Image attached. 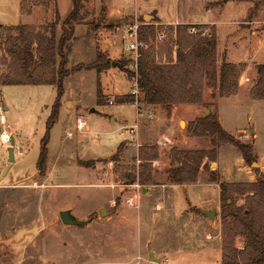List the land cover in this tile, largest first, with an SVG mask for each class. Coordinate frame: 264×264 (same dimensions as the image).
Instances as JSON below:
<instances>
[{
    "label": "rangeland",
    "instance_id": "rangeland-1",
    "mask_svg": "<svg viewBox=\"0 0 264 264\" xmlns=\"http://www.w3.org/2000/svg\"><path fill=\"white\" fill-rule=\"evenodd\" d=\"M56 1L23 0V14L32 16L23 23L54 22L57 6L66 18L73 0ZM83 5L69 69L89 65L98 51L113 62L130 61L133 69L124 34L129 24L151 15L163 30L188 23L215 26L220 60L231 49L228 58L246 65L240 87L230 97L207 87L206 105L181 104L167 111L139 101L141 91L135 102L120 103L133 94L136 80L119 67L102 75L94 69L76 71L65 79L60 116L41 170L57 87L0 85V126L4 114L16 140L15 162L0 180V264H223L222 201L213 180L246 183L264 177V101L251 97L256 65L264 63V0H83ZM4 15L0 13V22L12 20ZM0 69L1 74L5 68ZM210 113L236 141L251 147L250 161L235 143L216 139L214 145L211 137L192 133L196 120ZM78 118L90 130H80ZM134 126L133 137L121 134ZM11 145L0 142V174ZM142 146L155 148L158 158L142 161ZM199 150L208 155L199 170L191 158H178ZM179 168L192 171L185 176L193 181L175 182ZM197 182L190 190L185 187ZM244 203L237 196V204ZM102 208L109 213L102 215ZM67 209L88 224H64L60 214ZM213 209L217 212L211 219L204 210ZM235 244L243 248L244 238ZM151 251L160 261L151 259Z\"/></svg>",
    "mask_w": 264,
    "mask_h": 264
},
{
    "label": "trees",
    "instance_id": "trees-1",
    "mask_svg": "<svg viewBox=\"0 0 264 264\" xmlns=\"http://www.w3.org/2000/svg\"><path fill=\"white\" fill-rule=\"evenodd\" d=\"M83 8V0H73L71 13L62 19L57 6L56 20L50 24L0 25V65L5 68L0 74V85L50 84L58 90L42 143L38 163L41 170L45 169L48 159L51 129L60 116L65 79L76 71L94 69L102 75L117 63L114 67L126 72L130 80H137L143 94L139 101L150 106H162L167 111L181 104L206 105L204 91L207 87L218 89L220 97H230L238 92L246 65L228 62L225 57L221 61L217 30L215 26L203 24L169 25L163 30L155 23L157 18L150 23L141 19L144 24L140 29V38L147 46L140 50L137 69L130 67V61L113 62L101 51L89 65L69 69V52L76 38V23ZM59 27L61 35L58 33ZM192 27H196L198 32L192 33ZM159 33L168 38L161 41L162 44L157 43ZM256 67L258 79L251 90V97L264 101V63ZM212 96L215 98L217 95L213 93ZM135 101L134 94L119 99L120 103ZM191 130L194 135L211 137L214 145L219 139L221 142L235 143L247 161L253 158L251 147L236 141L214 113L198 118ZM158 156L153 147L145 150L142 146L140 149L142 161L155 160ZM206 157L208 155L200 150L182 152L178 156L179 159L191 158L196 161L197 170ZM187 173L191 174L192 171L176 169L173 179L177 183L192 182L190 177L188 180L185 176ZM141 181L148 184L143 177ZM148 181L151 182V179ZM213 181L220 186L222 201L223 264H264V177L246 183ZM237 196L244 197L245 203L238 205ZM239 236L244 238L241 249L235 244Z\"/></svg>",
    "mask_w": 264,
    "mask_h": 264
},
{
    "label": "built area",
    "instance_id": "built-area-1",
    "mask_svg": "<svg viewBox=\"0 0 264 264\" xmlns=\"http://www.w3.org/2000/svg\"><path fill=\"white\" fill-rule=\"evenodd\" d=\"M143 22L136 21L134 23L129 24V26L126 29V32L124 34V40L127 49L131 52V60H132V66L133 69H137V63L140 57V50L143 47H146L147 44L141 40L140 38V29L143 26ZM192 33H197L198 29L196 27H192L190 30ZM164 40V35L159 33L157 36V41L161 42ZM135 89L133 90V94L138 96L140 93L139 84L136 80L135 83ZM111 104H114V100L110 101ZM82 122L79 121V129L83 128ZM11 125L8 123L7 118L4 114H1V128H0V142L2 144H11L13 141V136L10 133ZM138 129V126L125 128L124 131L121 132V134H128L131 137L136 135V130ZM20 155H22V152H19Z\"/></svg>",
    "mask_w": 264,
    "mask_h": 264
},
{
    "label": "crops",
    "instance_id": "crops-1",
    "mask_svg": "<svg viewBox=\"0 0 264 264\" xmlns=\"http://www.w3.org/2000/svg\"><path fill=\"white\" fill-rule=\"evenodd\" d=\"M58 2V0H57ZM22 4H23V0H6V4H3L1 5V0H0V13L3 12L5 15V17H9L10 19L12 20H7L6 22H0V25H7V24H18V23H23L25 19H30L32 16L29 15V14H23V8H22ZM13 21H17V23L13 22ZM188 24H195V23H188ZM220 45V43H219ZM231 49H229L230 51ZM229 51H228V56H226V60L228 62H232V63H238L240 62V59H230L228 58L229 57ZM109 71H107L106 73L104 74H108ZM79 121L82 122V124L84 125L83 128H87L90 130V126L88 125L87 121H85L84 119L82 118H78L77 120V127L79 128ZM112 121L114 122L113 118H112ZM223 123V122H222ZM224 125V124H223ZM1 127V126H0ZM82 128V129H83ZM81 130V129H80ZM14 138V137H13ZM15 140V138H14ZM16 142V140H15ZM7 166V165H6ZM6 168V167H5ZM2 174H0L1 176ZM5 178V177H4ZM208 184H211V183H208ZM214 184V183H213ZM199 185V182L195 183V184H189V185H186L185 184V187L188 189L189 186L192 187H197ZM191 188H189L188 190H190ZM219 189H220V186H219ZM190 198V197H189ZM191 200V199H190ZM206 201H212L211 199H206ZM202 202V204H205V202ZM198 206V205H197ZM205 206V205H204ZM204 206L201 207L202 209H204ZM102 209H105V208H102ZM205 211V210H204ZM101 212V210H100ZM109 213V211L106 209V214L107 215ZM89 222V221H88Z\"/></svg>",
    "mask_w": 264,
    "mask_h": 264
},
{
    "label": "water",
    "instance_id": "water-1",
    "mask_svg": "<svg viewBox=\"0 0 264 264\" xmlns=\"http://www.w3.org/2000/svg\"><path fill=\"white\" fill-rule=\"evenodd\" d=\"M144 20L146 23H150L153 21V17L151 15H145L144 16ZM114 66H117V63H114ZM94 111V110H93ZM14 145H15V140L13 139L12 141V145L9 148V162L4 170V172L2 173V175L0 176V180L4 179V177L7 175V173L10 170V167L12 166L13 162H15V153H14ZM256 164V163H255ZM211 219H214L216 216V212L217 209H213L211 211L205 210L204 211ZM101 214L105 215L106 214V209H101ZM61 219L63 221L64 224L66 225H86L88 224V221H81L80 219H78L74 213L72 212V210L67 209V210H63L61 211ZM151 259L155 260V261H160V259L156 258L154 256V252L151 251Z\"/></svg>",
    "mask_w": 264,
    "mask_h": 264
}]
</instances>
